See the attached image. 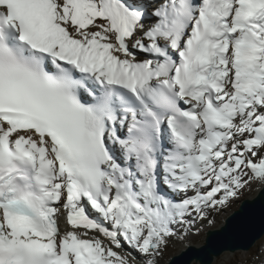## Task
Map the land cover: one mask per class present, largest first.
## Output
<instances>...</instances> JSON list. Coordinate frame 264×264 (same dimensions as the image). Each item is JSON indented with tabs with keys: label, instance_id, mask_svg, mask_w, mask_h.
Listing matches in <instances>:
<instances>
[{
	"label": "snow or ice",
	"instance_id": "obj_1",
	"mask_svg": "<svg viewBox=\"0 0 264 264\" xmlns=\"http://www.w3.org/2000/svg\"><path fill=\"white\" fill-rule=\"evenodd\" d=\"M253 185L264 0H0V264H158Z\"/></svg>",
	"mask_w": 264,
	"mask_h": 264
},
{
	"label": "water",
	"instance_id": "obj_2",
	"mask_svg": "<svg viewBox=\"0 0 264 264\" xmlns=\"http://www.w3.org/2000/svg\"><path fill=\"white\" fill-rule=\"evenodd\" d=\"M264 237V188L240 202L223 224L206 232L204 244L190 245L167 264H214L224 253L249 251Z\"/></svg>",
	"mask_w": 264,
	"mask_h": 264
},
{
	"label": "rangeland",
	"instance_id": "obj_3",
	"mask_svg": "<svg viewBox=\"0 0 264 264\" xmlns=\"http://www.w3.org/2000/svg\"><path fill=\"white\" fill-rule=\"evenodd\" d=\"M261 189L260 186L258 185H253L251 191H246L239 200L235 201L230 207H227L226 209L218 212V213H213L210 217V220H205V221H196L199 222L200 226H193L192 228H198L195 229L197 233H200L199 236H196L194 238H186V239H173L172 242H170L168 249L164 252L163 256L160 258V260L163 259V261L168 260L173 257L174 254L179 253L182 249H184L187 245L189 244H194V245H201L204 243L206 232L212 228H207V223L212 221L218 226H220L225 218L229 216L233 211H235L240 202H242L244 199L253 197L255 194H257V191ZM213 217V218H212ZM213 230V229H212ZM179 231V230H178ZM187 240V241H186ZM251 254L249 255H232L228 260V263L226 264H264V237L261 239L260 243L258 246H256L254 249L250 250ZM137 264H142L139 261ZM159 264H164L163 262H160ZM218 264H224L221 261H218Z\"/></svg>",
	"mask_w": 264,
	"mask_h": 264
},
{
	"label": "bare ground",
	"instance_id": "obj_4",
	"mask_svg": "<svg viewBox=\"0 0 264 264\" xmlns=\"http://www.w3.org/2000/svg\"><path fill=\"white\" fill-rule=\"evenodd\" d=\"M249 198H252V197H249ZM213 216V215H212ZM213 218V217H212ZM199 221V220H198ZM200 223L199 222H195V224H194V226H200L199 225ZM223 224V223H222ZM221 224V225H222ZM220 225V226H221ZM220 226H218L217 224H215L214 222H212V221H210V222H208L207 223V226L205 227V229H207V228H212L213 230L214 229H217V228H219ZM195 229H198V228H192L191 229V231L189 232V234L188 235H186V236H184V238H183V240L184 239H190V238H194V237H196V236H199L200 235V233H197L196 231H195ZM179 240H181V239H179ZM187 241V240H186ZM260 241L261 240H259L257 243H256V245L255 246H253L250 250H252V249H254L256 246H258V244L260 243ZM204 244V243H203ZM190 245H194V244H189V245H187L184 249H182V250H185L188 246H190ZM202 245V244H201ZM201 245H199V246H201ZM237 251V252H234V253H230V252H226V253H224L221 257H219V258H217L216 260H215V262H214V264H218V261H221L222 263H224V264H226V263H228V260L227 259H229L232 255H237V256H241V255H249V254H251V251ZM178 253H176V254H174L173 255V257L175 256V255H177ZM170 260V259H169ZM140 262V263H142L140 260H137V261H135L134 262V264H137V262ZM160 262H163L164 264H167L169 261L168 260H165V261H163V259L162 260H160L159 259V261H158V264L160 263Z\"/></svg>",
	"mask_w": 264,
	"mask_h": 264
}]
</instances>
